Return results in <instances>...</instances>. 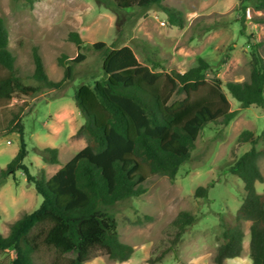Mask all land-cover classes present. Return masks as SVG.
Masks as SVG:
<instances>
[{
    "label": "trees",
    "instance_id": "obj_1",
    "mask_svg": "<svg viewBox=\"0 0 264 264\" xmlns=\"http://www.w3.org/2000/svg\"><path fill=\"white\" fill-rule=\"evenodd\" d=\"M21 1L31 6L38 0ZM97 1L110 3L118 11L157 9L166 15L169 25L184 24L181 13L165 7L164 0ZM240 1L264 9V0ZM67 39L76 46L77 56L57 59L63 70L61 80L47 76L37 47L32 48L33 71L23 77L17 74L15 56L8 48V33L0 18V102L35 98L46 92L57 94L73 82L74 67L86 60V52L101 59L97 78L73 93L74 105L84 119L75 135L87 137L86 146L50 178L43 171L38 177L32 176L24 164L27 150L20 113L12 111L9 118L0 117V135L19 137V149L0 170V181L12 177L16 184L14 175L20 172L41 198L36 210L10 224L6 236L0 234V252L14 254L10 262L0 264H42V251L54 254L50 264H85L98 252L111 262H126L133 248L120 241L113 208L145 194L146 183L153 176L174 180L179 168L190 159L200 132L209 125L223 128L233 118L226 94L242 109L257 107L264 111V64L256 49L248 81L223 83L219 78L205 77L209 65L202 59L185 72H167L158 60H152L151 68L141 65L128 47L102 42L87 46L75 32ZM25 80L32 84H25ZM260 137L264 138V128L260 136L243 131L237 138L236 147H250L229 168L243 185L242 203L233 223L219 220L220 244L213 264H225L241 256L245 223H249V258L252 264H264V190L259 193L255 189L256 183L264 182L258 166L264 144L261 150L255 149ZM39 156L51 165L58 163L55 148L43 147ZM208 188L198 187L194 196L205 197ZM194 223L190 213L177 215L169 246L158 260L167 252L177 260L176 245Z\"/></svg>",
    "mask_w": 264,
    "mask_h": 264
},
{
    "label": "rangeland",
    "instance_id": "obj_2",
    "mask_svg": "<svg viewBox=\"0 0 264 264\" xmlns=\"http://www.w3.org/2000/svg\"><path fill=\"white\" fill-rule=\"evenodd\" d=\"M162 4L181 13L182 27L169 25L166 15L157 9L118 11L110 3L97 0H38L31 6L21 0H0V18L8 33V48L15 56L17 74L23 77L33 71L32 48L37 47L47 76L61 80L63 70L57 59L77 56L76 46L67 39L72 32L87 46L102 42L128 47L141 65L151 68L152 60H158L167 72H185L202 59L209 65L205 77H216L223 83L248 81L254 49L264 64V9L240 0H164ZM100 67V57L88 51L86 60L74 67L73 82L63 91L0 102V117L9 118L12 111L20 113L27 150L24 164L32 176L38 177L43 171L49 178L86 146L87 137L75 135L84 119L74 105L73 93L96 79ZM226 95L233 118L223 128L209 125L200 132L190 159L179 168L174 180L153 176L146 183L145 194L113 208L119 239L133 248L132 256L116 263L98 252L85 264H213L220 244L219 220L233 223L242 203L243 185L229 168L250 147H236L237 138L243 131L260 136L264 128L262 109H242ZM263 144L260 137L255 149L261 150ZM43 147L57 149V164L42 160L39 150ZM18 149L17 134L0 135V170ZM258 166L264 176V156ZM14 178L16 184L12 177L0 181V234L4 236L10 224L41 204L40 196L25 183L22 173L16 172ZM207 185L205 197L194 196L198 187ZM255 189L263 192L264 182L256 183ZM180 212L193 215L195 223L176 245L177 260L171 252L158 260L169 246L172 222ZM243 230L241 256L225 264H252L249 223ZM13 257L12 251L0 252V263H8ZM53 259L51 252L39 254L42 264H50Z\"/></svg>",
    "mask_w": 264,
    "mask_h": 264
},
{
    "label": "crops",
    "instance_id": "obj_3",
    "mask_svg": "<svg viewBox=\"0 0 264 264\" xmlns=\"http://www.w3.org/2000/svg\"><path fill=\"white\" fill-rule=\"evenodd\" d=\"M53 175H54V173H53ZM53 175H52V176H53ZM50 177H51V176H50ZM50 177H49V178H50ZM25 183H26V180H25Z\"/></svg>",
    "mask_w": 264,
    "mask_h": 264
}]
</instances>
